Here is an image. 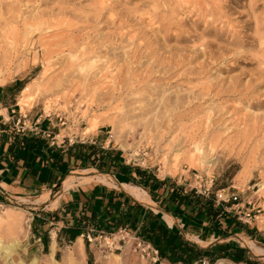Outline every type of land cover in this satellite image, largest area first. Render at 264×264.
<instances>
[{"label": "rangeland", "instance_id": "rangeland-1", "mask_svg": "<svg viewBox=\"0 0 264 264\" xmlns=\"http://www.w3.org/2000/svg\"><path fill=\"white\" fill-rule=\"evenodd\" d=\"M90 47L89 74L107 65V77L82 91L75 66L85 60L72 55ZM4 54L11 68L0 66L3 83L25 77L31 85L18 100L24 110L58 123L60 139L99 131V142L127 163L213 193L246 226L218 241L246 247L264 264V0H0V62ZM127 76L146 81L113 90ZM94 119L99 126L86 133ZM146 130L148 141L171 148L168 166L180 155L177 169L163 167L144 140L136 144L139 136L121 141ZM33 203L0 204L21 216L17 229L0 227V244L15 243L7 255L0 249V264H87L85 249L82 258L65 254L73 243L55 256L32 244ZM88 245L92 264H167L127 233Z\"/></svg>", "mask_w": 264, "mask_h": 264}, {"label": "crops", "instance_id": "crops-1", "mask_svg": "<svg viewBox=\"0 0 264 264\" xmlns=\"http://www.w3.org/2000/svg\"><path fill=\"white\" fill-rule=\"evenodd\" d=\"M24 79L16 77L0 85V204L11 198L37 204V208L30 209L33 213L30 240L39 250L55 256L60 246L80 237L89 264L84 234L91 229L114 230L126 221L123 213L130 207L119 204L118 199H127L130 205L132 201L139 203L142 213L147 209L159 214L168 228L200 247L220 239L210 232L203 219L190 217L185 205L173 204L163 187L145 188L137 183L134 168L150 172L159 180L170 178L183 185L184 191L191 189L176 178L160 177L153 170L127 163L124 156L123 164L105 172L69 156L67 149L73 143L98 142L105 149L115 147H105L99 142V131L90 137L63 135L60 139L58 123H50L42 116L36 118L31 109L21 107L18 100L27 84ZM96 176H103L104 181ZM67 179L71 183L64 187ZM130 187L144 191L143 199L136 197ZM87 250L93 263L94 253L88 244ZM159 262L171 264L166 260Z\"/></svg>", "mask_w": 264, "mask_h": 264}, {"label": "trees", "instance_id": "trees-1", "mask_svg": "<svg viewBox=\"0 0 264 264\" xmlns=\"http://www.w3.org/2000/svg\"><path fill=\"white\" fill-rule=\"evenodd\" d=\"M68 155L75 159L88 162L90 166L97 168L101 172L108 171L113 167L123 164V155L116 148H103L100 143H73L68 146ZM138 176L137 183L148 188L163 187L169 193L173 204L182 203L188 209L190 217L197 218L206 222L210 232L219 238H225L231 230L246 228L241 222L236 220L235 215L227 210V205L223 201H218L211 192H198L195 188L184 191L183 185H177L174 180L165 178L159 180L150 172L134 168ZM119 204L126 203L123 221L114 230L99 229L88 230L84 234L86 242V252L89 264L92 259L87 250L86 235L96 237L99 234H114L119 231L128 232L139 240L143 245L148 246L152 253H155L156 261L166 260L171 264H213L218 259H227L232 262H247L254 264L249 256L246 247L231 245L228 242H214L206 247H200L197 244L184 239L181 234L167 227L159 214H154L150 210L141 212L142 206L132 201L118 199ZM185 208V209H186ZM143 210V209H142ZM141 217V223L138 225V218ZM247 230V229H246Z\"/></svg>", "mask_w": 264, "mask_h": 264}, {"label": "bare ground", "instance_id": "bare-ground-1", "mask_svg": "<svg viewBox=\"0 0 264 264\" xmlns=\"http://www.w3.org/2000/svg\"><path fill=\"white\" fill-rule=\"evenodd\" d=\"M166 42V41H164ZM95 48L94 47H90V48H85L83 50V52L81 53V55H72V57L75 58V60H79L80 58L84 59L85 61L82 63H77L75 68L76 70L80 71L82 73V79L81 82L79 84V86L82 87V91H88L90 86H100L105 82L106 79V75L104 74V72L108 71V66H104L101 70H99L97 73L93 74L92 76L89 74V69H90V62H88V60H90L91 58H93V54L95 53ZM135 53V52H134ZM13 56H17V52L13 53ZM135 54H133L131 57H134ZM8 58V56L6 54L3 55L2 61L0 62V66L3 65L4 67H7L8 71L11 68V66H9V62L6 61V59ZM92 60V59H91ZM44 73V70H42L40 72V75H42ZM5 72L0 68V84L3 83V81L5 80ZM7 75H9V73H7ZM96 78V79H94ZM94 79V80H91ZM110 80L113 81V77L110 76ZM146 81L145 77H139V76H135V77H123V79H119L116 82H114L115 86L113 87V90H116V87H118L120 89H123L125 86H131V85H135L138 84L140 82H144ZM117 84V85H116ZM31 88V85L28 83L26 84L20 94V97H25V93L28 92ZM105 91L109 90L108 87H105ZM21 101V98H19ZM113 121H111L112 123ZM99 125L96 123V120H92L90 121L89 126L86 127L85 132L86 133H90L93 132ZM118 130V124L117 123H113L112 125V131H111V135L113 137H115L116 139L121 137L120 135L122 134V132L120 133ZM133 132V131H132ZM131 131L128 133H132ZM151 132V130H146L145 132H141V133H135L133 132L130 136L128 137H124L122 138L123 140H121L122 142L126 143V140H131L134 141L137 136V142L136 144H141L144 140L145 143L147 142L148 145L150 146L151 149L154 150V153L157 155L158 158H160V162L163 165V167L167 168V169H177L181 163V159H180V155L179 154H174L171 162L172 164L170 166H168V160L169 157L166 153V151L170 150L171 148H163L164 145H162L161 143H159L156 139L150 140L148 141V136L152 137L151 135H149V133ZM148 135V136H147ZM162 137H159V139H161ZM177 150V149H175ZM97 180L99 181H104V177L103 176H96L95 177ZM71 182L67 179V181L64 182L63 186L64 187H68L69 184ZM130 189L132 190V192L136 195V197L143 199L145 192L142 190H138L137 188H133L130 187ZM45 197V195L43 196V198ZM20 215H18L17 211L15 208L13 207H4L2 208L1 212H0V227H2L3 225L6 228H9L10 230H13L14 228H18L19 227V221H20ZM15 245V243H12L10 245H3L0 244V249L2 251H4V253L7 255V252H9L11 249H13V246ZM68 249L66 250V255L67 256H73L76 258H82L84 256V248H83V242L82 239L80 237H78L71 246L67 247ZM108 258H117V259H121V257L119 256V254H115V253H111L109 256H107ZM223 260L224 259H218L216 262H214L213 264H223ZM103 264H105V261H102Z\"/></svg>", "mask_w": 264, "mask_h": 264}, {"label": "built area", "instance_id": "built-area-1", "mask_svg": "<svg viewBox=\"0 0 264 264\" xmlns=\"http://www.w3.org/2000/svg\"><path fill=\"white\" fill-rule=\"evenodd\" d=\"M234 200L236 199V197L234 196V197H232ZM117 233H127V234H129L128 232H124V231H119V232H117ZM117 233H114V234H117ZM114 234H109V235H107V234H99V235H97L96 237H91L89 234H87L86 235V239L88 240V242H91L93 239H95V238H97V237H102V236H112V235H114ZM132 236V235H131ZM133 237V236H132ZM135 240H137L135 237H133ZM138 241V243H141L139 240H137ZM142 244V243H141ZM155 251H154V255H155Z\"/></svg>", "mask_w": 264, "mask_h": 264}]
</instances>
